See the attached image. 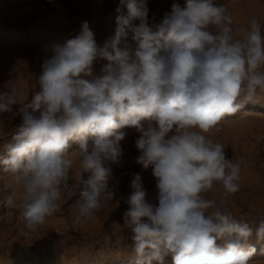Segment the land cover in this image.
<instances>
[{"label": "clouds", "instance_id": "9594fccd", "mask_svg": "<svg viewBox=\"0 0 264 264\" xmlns=\"http://www.w3.org/2000/svg\"><path fill=\"white\" fill-rule=\"evenodd\" d=\"M114 35L102 45L87 21L78 35L51 47L38 78L40 91L20 107L22 123L5 145L3 171L20 189L28 237L78 195L82 222L113 198L112 166L123 156L125 127L140 134L136 163L152 166L154 201L133 173L123 213L134 245L130 264H249L264 242L225 205L240 189L241 168L206 133L264 91V36L251 18L239 29L216 0L173 3L159 22L147 0H120ZM106 61L95 73L94 64ZM243 93V100L240 97ZM24 90L0 92V115L11 113ZM78 170L70 183L74 160ZM222 191H215L216 185ZM7 204L15 206L10 195ZM217 241H222L218 244Z\"/></svg>", "mask_w": 264, "mask_h": 264}, {"label": "rangeland", "instance_id": "374dc122", "mask_svg": "<svg viewBox=\"0 0 264 264\" xmlns=\"http://www.w3.org/2000/svg\"><path fill=\"white\" fill-rule=\"evenodd\" d=\"M216 2L231 13L237 37L239 29L253 17L260 22L264 36V0ZM173 3L183 7L186 0H147L149 21L155 18V22H159L171 11ZM118 7L126 14L120 0H0V92L10 91L13 86L24 90L23 99L13 106V111L0 115V159L6 158L5 145L22 123L19 107L40 91L38 78L43 60L51 55V47L63 45L78 35L84 21L89 23L97 43L102 45L114 35L116 17L121 14L117 12ZM103 63L106 61L94 64L96 74ZM240 99L243 100V93ZM251 103H264V91L258 90L237 113L223 118L219 131L214 128L205 135L222 143L227 156L240 165V189L225 207L237 218L243 217L255 230L264 223V108L250 109ZM122 131L126 133L121 142L123 156L119 165L112 166L113 177L109 181L112 200L91 217L78 222L75 204L78 195L74 196L62 202L59 211L28 237L22 235L25 225L20 215V189L17 187L13 194L12 177L3 171L0 163V201H4L0 204V264H130L134 241L132 233L124 226L123 213L133 191L130 186L133 173L141 176L148 198L153 202L157 190L152 166L145 169L136 163L139 151L135 140L140 134L132 127ZM77 148L73 143L69 151L74 160L70 183L78 192L80 185L75 182ZM215 191H222L219 184ZM10 195L15 206L7 204ZM250 242L256 243V252L249 264H264V242L257 243L255 237ZM217 243L222 244V241ZM153 264L158 262L153 261ZM163 264H173L171 255L165 257Z\"/></svg>", "mask_w": 264, "mask_h": 264}, {"label": "bare ground", "instance_id": "6f19581e", "mask_svg": "<svg viewBox=\"0 0 264 264\" xmlns=\"http://www.w3.org/2000/svg\"><path fill=\"white\" fill-rule=\"evenodd\" d=\"M248 107L251 109H262V108H264V103H251L250 105H248ZM155 182V181H154ZM150 188V187H149ZM252 189V188H251ZM1 199V198H0ZM250 199V198H249ZM4 203V201H0V204H3ZM235 213V212H234ZM246 214H248V216H249V211L246 213ZM251 244H252V246L254 247L255 246V244L256 243H253V242H250Z\"/></svg>", "mask_w": 264, "mask_h": 264}]
</instances>
